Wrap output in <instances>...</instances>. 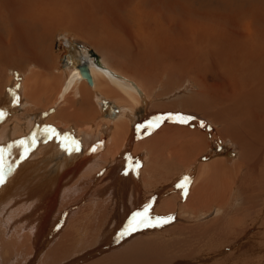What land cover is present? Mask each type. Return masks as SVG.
<instances>
[{
  "label": "bare ground",
  "instance_id": "bare-ground-1",
  "mask_svg": "<svg viewBox=\"0 0 264 264\" xmlns=\"http://www.w3.org/2000/svg\"><path fill=\"white\" fill-rule=\"evenodd\" d=\"M122 4L126 9L131 6L128 0ZM119 7L114 12L105 9L102 0H0V58L4 61L0 75L14 73L8 76V86L0 97V171L4 175L0 183V254L4 249L10 252L7 264H140L142 259L167 253L168 242L176 249L180 242L190 244L192 237H204V230L225 239L220 248L241 241L224 258L253 248L250 243L254 240L246 241L245 237L248 229L256 227L246 225L243 221L247 217L242 214L264 204L263 33L253 27L242 28L241 21H229L233 24L221 28L222 19L216 16L210 17L212 25H198L191 17L196 19L200 12L166 15L158 11L160 7L158 12H138L141 5L131 6L130 10L138 26L123 24L124 20L119 26L123 10ZM102 13L108 15L100 17ZM254 15H245L251 19L249 23L256 20ZM64 19V28L82 30L83 36H90L89 40L105 52L114 67L107 61L80 60L67 45L65 55L59 56V74L51 78L39 72L28 78L16 75L13 69L19 61L41 62L48 57L49 62L54 60L48 47L40 49L38 36L44 39L45 31ZM19 43L27 49L23 50ZM208 67L211 69L206 73L213 80L199 72ZM84 68L90 71L93 84L84 76ZM187 88L193 91L177 95V91ZM48 92L52 96L45 98ZM170 94L177 95V100L166 99L163 109L156 111L154 101ZM22 95L47 110V128L55 129V135L46 132L41 137L28 117L20 114L17 119ZM53 97V101H47ZM77 102L82 106L76 108ZM191 108L206 121L204 125L214 130L212 138L200 130L203 122L194 120L193 129L169 123L161 126L159 135L154 132L139 140L148 116L149 121L157 117L179 121L183 115L178 112L190 113ZM233 144L235 158L229 153ZM212 148H225L229 156L210 152L211 156L204 159V153ZM147 153L151 159L143 166ZM174 164L186 176L177 180L178 188L174 186V190L166 192L176 177ZM73 189L80 192V203L90 192L88 198L95 197L93 192L98 194L97 202L101 201L104 211L96 220L102 218L104 227L89 226L86 243L76 250H70L73 245L60 238L67 235V228H63L49 241L53 249H47L52 252L40 260L42 245L52 235L44 238L46 222L50 224L54 212L60 210L58 205ZM173 191L174 195L163 199ZM237 201L245 206H235ZM145 205L150 206L149 214L156 207L160 219H150L147 226L140 224L135 231H129L133 213L142 211ZM178 208L182 216L192 219L208 216L213 210L217 215L193 226L192 232L184 229L190 225L183 227L176 222L185 221L178 217ZM235 211L233 224H228ZM255 214L256 220L264 218L263 208ZM161 221L164 225L159 224ZM258 221L263 230L264 223ZM147 227L165 242L142 235L148 233ZM197 228L204 230L196 231ZM242 228L247 229L239 232ZM121 234L126 236L117 240ZM252 235L256 236L255 231ZM164 244V253L160 254L158 248ZM255 247L264 250V234Z\"/></svg>",
  "mask_w": 264,
  "mask_h": 264
},
{
  "label": "rangeland",
  "instance_id": "rangeland-1",
  "mask_svg": "<svg viewBox=\"0 0 264 264\" xmlns=\"http://www.w3.org/2000/svg\"><path fill=\"white\" fill-rule=\"evenodd\" d=\"M124 1H126V0H121V1H119V0H112V1L111 0H102L105 9H109V10L114 12L115 10L118 9L119 5H120L119 8H123V10L121 12V17L119 18L120 23L118 22V24H120L119 26H121L125 23H127V24L129 23V25L132 24V25L138 26L139 22L136 19L135 13L130 12V10L132 9L133 6L141 5L143 8L142 7L139 8L140 11H138V12H145L147 9L148 10L146 12H149V11L150 12H158L159 11V12L164 13L166 15H168L169 12H200L201 15L200 14L198 15L199 19H198V16H196V19H195V17H191L193 20H195L198 23V25H201V24L202 25H204V24L205 25H207V24L212 25L211 24L212 20L210 17H214V16H216V17H214L216 19H217V17H220L222 19V21H220L218 19L221 22L220 23V26H222L221 28L225 27L226 24H227V26H229L228 24L232 25L235 21L236 22L241 21L242 28L243 27L256 28L257 31H261L263 33V39H264V19H262V18H264V13L261 14V12H264V0H166V1L165 0H160V1L159 0H153V2H152V0H147V1L146 0H128L131 3L132 7L129 6L127 9L122 4V2H124ZM105 2H107V4H105ZM154 4L156 5V7ZM163 5H165V6H163ZM240 5H242V7ZM171 6H172V9H170ZM157 7H160V10L157 11L156 10V9H158ZM165 7L167 8L168 11L165 9ZM116 12H118V11H116ZM250 12H253V13H250ZM254 12H256V13H254ZM118 13L120 14V12H118ZM232 14L237 15V16H234ZM250 14H255L254 16H256L255 17L256 20L254 22L252 21L249 23V21L251 19H247L245 17V15L250 17ZM107 15H108L107 13L105 15H104V13H102V14H100V17H106ZM204 15H205V18H204ZM259 15H261L262 18ZM251 16H253V15H251ZM241 17H243V19ZM227 18H229V20H227ZM122 20H124L126 22H124ZM231 20H233V21H231ZM229 21L233 22V23H228ZM62 24L63 25L66 24L65 19L62 20V23H57L54 28L46 30L44 33V39H42L43 35H42V38H40L38 36L39 40L41 39L40 43H39L41 48H40V46H39V48L42 49V47H43V49H45L48 47L46 50L50 51V53H49V54H51L50 57H53L54 60L51 58L53 61L49 62L48 61L49 57H48L47 61L43 60L41 62H33L32 63L30 60L29 63H23L22 64L19 61L16 65H14V69H13L15 71L16 75L18 74V75L24 76V78H28L33 72H39V73L47 75L48 78H51L53 75L55 76V75L59 74L58 69L61 67H59L60 64L58 61L60 60V57L62 56V54L65 53V49L68 48L67 45H69V48H71L73 51H75L78 54L80 60L91 62L92 59H96L99 63H102L103 61H107L111 67H114L113 63L109 59H106L107 56H106L105 52L102 51L96 44H93L95 42H93L92 40H89L90 36L89 37L83 36L84 32L82 30H80L79 32H75L73 30H68V29L64 28L62 26ZM249 24H251V25H249ZM2 25H5V24H2ZM135 26H133V27H135ZM19 44L23 50L27 47L25 44H22V43H19ZM22 45H24L25 47ZM1 51H2V49H0V53H1L0 55L3 54ZM93 53H95L97 56L95 57L93 55ZM3 63H4V61L0 58V66H2ZM50 63L53 65H51ZM55 69H56V71L57 70L58 71L56 72ZM210 69H211V67H208V68H205L199 72H201L202 75H205V77L208 76L209 78L212 79V76L206 73V70H210ZM9 71H11V70H9ZM49 71H51V72H49ZM9 75L14 76V73L13 72L10 73L7 71L6 73L4 72L2 75H0V97H1V93H3V90L6 91V87L8 86L7 79H8ZM206 82H208L210 84L209 81H206ZM86 86L89 87L90 85L87 84ZM159 90H160V88H159ZM192 91L193 90H189V88H187L185 90H182L181 92L177 91L176 93H177V95L180 96V94H184V93L189 94ZM177 95H175V96L171 95L168 98L164 97V99L160 98V99L155 100L153 104L156 107V111L163 109V104H162L163 102H166L167 100L176 101L177 99H174V97H176ZM51 96H52L51 92H48L47 95H45V98L51 97ZM53 100H54V97H53V99H48L47 101H53ZM18 102H19L18 105L20 106L19 107L20 111L18 113L17 119L20 118V114L24 118L28 117L31 120V122L34 123L33 129H35L40 134L41 137L44 136L46 133L45 129L48 127L47 125H50V124H46V121H48L47 118L49 117V115L47 114V110H45L44 107L42 105H40L37 101L32 100L28 96L25 97L24 95H22V99H19ZM77 104L78 105H76V108L79 105L82 106L80 102H77ZM93 105H96V103L94 102ZM89 106H91V105L89 104V105H86L84 107L88 108ZM61 110H62V108L59 111H61ZM191 111H192V112H190L191 114L185 110H181L180 112H178L179 114L183 115L184 117L185 116L194 117V119H189L184 124L179 122V121H176L175 119H171V120L164 119V120H161V122H159L160 126L155 127L154 125H152V126H154L153 128H152V126L151 127L149 126V120L147 118H150V117L148 116L147 118L144 119V121H146L147 124L146 123L143 124V128L139 132V134L141 136L139 140L140 141L142 139L145 140L144 138H146L149 135H152V133H154V132H156V134L159 135V133H161V131H162V128H164V126L168 125L169 123H172L171 125H174L175 127H177V124H179V125H184L183 127L187 126V127L193 129V128H195V127H192V126H195L194 125V123H196L195 121H197L199 123L202 121L203 122V128H201V129L199 128V129L200 130L203 129L202 130L203 132L206 131V133H208L209 137L212 138V134H213L212 132L214 130L210 129L207 125H204L206 123V121L204 122V120L199 119V118H202V116H200L199 113H197L194 108H191ZM53 113H54V115L57 114L54 111H53ZM141 114L142 113H140V115ZM36 121L39 123V125ZM161 126H163V127L161 128ZM148 131H150V132L145 134ZM209 133H211V135ZM147 139H152V137L147 138ZM235 147L236 146H234V144H233V147H231V149H230L229 153L232 154L231 158L236 157L237 150ZM233 149L235 151H233ZM210 152H214L218 155L226 154V156L227 155L229 156V153H225V148H220L218 151H216V149L212 148V149H210L209 152L206 151V153H204L205 154L204 156L202 155L203 158L207 159L208 157H210L211 156L209 154ZM144 156H145L144 153H142L143 158H144ZM147 156H148L146 158L147 162L145 161V164H143V166L147 165L150 162L151 157L149 156L148 153H147ZM175 166H176L175 172L176 173L178 172L177 173L178 176L176 175V173H173L176 177L174 178L172 185L166 190V192H168L170 190H174L175 189L174 186H176V188H178V185H176L175 183H177L179 181L178 179L184 178L186 176L185 172L182 173L183 170L180 168L179 165H175ZM178 177H180V178H178ZM90 193L88 194V196H85V199H83L81 201V203L78 201V198H79L78 196H79L80 192L77 193L76 189H73L68 196H66V197L64 196V199H62V202H60V204L58 205V207L60 206L59 207L60 210H56L54 212V215L51 217L52 219H51L50 224H48L46 222L47 229L43 233V234H45L44 238H46L47 235H50V233H52V235L49 236L47 242H45V244L42 245L44 247H42L41 252L38 254L39 255L38 257H41L40 260L44 259L45 256H47V253L52 252L53 247L51 246V243L49 241L52 240L54 238V236L56 234H58L63 228H67L66 229L67 235L61 236L60 238L64 241H68L67 245H71V244L73 245L70 250H72V249L76 250L78 247H81L86 243V238L88 237V235L85 236V234H86V230L91 229V228H89V226L90 227H96V228L104 227L103 223H102L104 221H102V218H99L98 220H96L98 218V214L102 213V210H103L101 208V204H102L101 201L97 202V199L100 197L98 196V194L96 192H93V193H95L96 198L94 196H92L91 198H88ZM98 193H100V192L98 191ZM174 194H175V192L173 191V192H171V194H167L163 199H169L171 197V195H174ZM148 195H149V193H147L145 196H148ZM74 197H75V199L76 198L77 199L76 200L74 199L72 202V199ZM147 198H146V200H147ZM182 198H183V196H182ZM94 201H96V202H94ZM178 202H179L180 206L183 205V201L180 200V198H179ZM239 203L242 204V205H240V207L245 206V204L241 201H239V202L237 201L234 205L238 206ZM159 204H160V202H159ZM69 207H70V209H69ZM262 208L264 210V204L263 205L261 204L259 206L252 207V208L250 207V209L247 210L248 212L250 211L249 213L248 212L246 213V210H245V212H243L242 216L245 214L246 216H244V218L247 217L246 219H244L243 222H246L245 224L249 225L250 227H252V225H254V227H256L255 229L253 228L254 230L251 228L248 229L247 236L246 237L244 236L245 239L247 238L250 240L251 239L254 240V242L250 243L251 247H253V248H250V249L246 248V249L240 250L237 253H235L234 256H232V258L230 257V259L224 258V257L227 254L231 253L233 248L239 247L241 245V241H235V242H232L231 244H229L228 246H223L220 248L221 243H224V241H225V239L221 238V235L218 237V236L213 235L212 233H207L203 228H201V229L197 228L196 231L204 230V237L203 236L192 237V239H191L192 241L190 242V244L180 242L179 248H176V249H173L172 247H170V245H169L170 243L168 242L167 246H166L167 253H164L165 244H164V246H161L159 248L157 246L158 252L160 254H162V253H164V254H162L161 257H158L157 254H155L151 260H148V259L143 260L142 259V262L148 261L149 264H264V250L259 247L260 250L261 249L263 250V252H262V251H259V249H257L258 247H255V245L258 243V240L261 239L262 235L264 234V229L261 230V227H260L261 224H260V221H258V220H261V223L263 224L264 222H262V221H264V218L260 217V218H258V220H256L254 218L256 215L255 213H257L258 211L260 212L262 210ZM100 209H101V211H100ZM64 210H65V213H63ZM150 210L151 211H150L149 216L151 217L152 220H153V218H154V220H156L159 216L158 212L156 213V207L155 208L153 207ZM179 210H180V208H178V210H177L178 217L183 218V220H185V221L177 220L176 222L179 225H182L183 227H185L186 225H190L191 230H190L189 226H188V228L187 227L184 228L187 231L194 230V227L197 226L198 224L201 225V224L207 222L208 220H210L211 218H213L217 215L216 211L213 210L208 216H201V217L192 219V218H188L187 215L182 216L181 211H179ZM151 214H152V216H151ZM154 214H156V216ZM233 214L236 217V215H237L236 211L231 212V214L229 216V219L230 218L231 219L229 220L228 224H231V225L233 224V223H231L234 221ZM91 216H92V218H91ZM159 217H161V216H159ZM107 219H109V218H107ZM248 220L250 222H253V223L250 224ZM163 221H165V220H163ZM163 221H161V223H159V224L164 225V223H167V222L163 223ZM173 224H176V223L174 222ZM178 224H176V225H178ZM157 227L158 226H156L154 228H157ZM243 227H244V225H243ZM229 228H230V225H229ZM146 229H148V227L145 228V231H147ZM246 229L247 228H242L239 232H242ZM46 231H47V234H46ZM254 231H255L256 236L253 237L252 234H254ZM70 232L73 235H71ZM147 232H148L147 234H142V235H145L148 237L155 236V238H154L155 241L157 239H159V240L165 242V238L160 237L161 236L160 234L150 233V231H147ZM192 232H194V231H192ZM250 232H252V234H250ZM210 234H212V235H210ZM258 235L260 238H258ZM125 236H126L125 234L124 235L121 234L117 240H120V239L124 238ZM219 238H221V239H219ZM46 239H44V240H46ZM154 239H152L151 242ZM247 239H246V241H247ZM155 241H153V242L155 243ZM244 242H245V240H244ZM185 244L188 246H185ZM47 248H52V249H50V251H49V249H47ZM43 251L46 253L45 255L43 254L44 253ZM187 252H189L188 255H186ZM206 252H208V253H206ZM168 257H170V258H168ZM29 258H30V255L28 257V260H29ZM221 258H223V259H221ZM169 259L171 261L170 263L168 261ZM10 260H11L10 252L6 253L5 249H4L0 254V264H7L10 262ZM28 260H27V262H28ZM226 260H227V262H226ZM85 262L86 261H84L83 263H85ZM142 262L140 264H142Z\"/></svg>",
  "mask_w": 264,
  "mask_h": 264
},
{
  "label": "snow or ice",
  "instance_id": "snow-or-ice-1",
  "mask_svg": "<svg viewBox=\"0 0 264 264\" xmlns=\"http://www.w3.org/2000/svg\"><path fill=\"white\" fill-rule=\"evenodd\" d=\"M0 115H3V113H0ZM167 118H171V117H167ZM160 117L155 118L154 121H149V126L151 127L153 124H155V126H159V122H161ZM189 119H194V117H179V122L181 123H186L187 120ZM201 126H203V123L201 124ZM46 132H51L53 135L56 134V130L55 129H45ZM21 143H23V141H21ZM73 145H75V141L72 142ZM74 150H78V148H74ZM4 180V175L3 172L0 171V183H2ZM149 205H145V207L143 208L142 211H138L133 213L132 218L129 221V231H135L136 230V226L140 225V224H144L145 226H147L148 222L150 221L151 217L149 216ZM160 218H157V220H159ZM164 222H167V220H165ZM125 234H128V231H126Z\"/></svg>",
  "mask_w": 264,
  "mask_h": 264
},
{
  "label": "water",
  "instance_id": "water-1",
  "mask_svg": "<svg viewBox=\"0 0 264 264\" xmlns=\"http://www.w3.org/2000/svg\"><path fill=\"white\" fill-rule=\"evenodd\" d=\"M84 76L87 78V80L90 82V84H93V78H92V75L90 73V71L88 70V68H84L82 70Z\"/></svg>",
  "mask_w": 264,
  "mask_h": 264
}]
</instances>
